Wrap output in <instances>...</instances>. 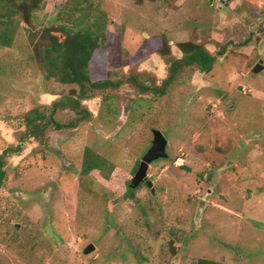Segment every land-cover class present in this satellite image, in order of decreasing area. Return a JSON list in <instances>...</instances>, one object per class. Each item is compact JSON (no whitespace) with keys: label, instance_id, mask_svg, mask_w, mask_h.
<instances>
[{"label":"rangeland","instance_id":"1","mask_svg":"<svg viewBox=\"0 0 264 264\" xmlns=\"http://www.w3.org/2000/svg\"><path fill=\"white\" fill-rule=\"evenodd\" d=\"M16 8L4 17L12 40L0 43V154L21 147L2 158L0 264H264V0ZM93 20L104 39L89 78L110 84L60 82L43 60L50 36L62 40L60 27ZM185 41L214 56L211 69L184 66L159 96L154 88ZM34 108L45 126L25 137ZM153 129L168 156L148 167L153 190L127 191ZM85 149L107 159L103 171L82 174ZM88 243L95 248L84 253Z\"/></svg>","mask_w":264,"mask_h":264},{"label":"trees","instance_id":"2","mask_svg":"<svg viewBox=\"0 0 264 264\" xmlns=\"http://www.w3.org/2000/svg\"><path fill=\"white\" fill-rule=\"evenodd\" d=\"M42 0H30L29 4L19 1L16 5L12 0H0V43L3 46H8L12 40L13 29L10 27L11 20H4V17L10 16L11 8L25 11L29 8H36ZM9 9V11H8ZM27 16L23 15V20ZM103 24L99 21H88L85 26L77 27L71 30L64 25L60 27L63 30L64 38L59 40L55 35L50 36V42L45 47L43 60L47 71L56 77L62 83H75L83 87L89 85L92 88H106L108 80L91 81L89 78L88 65L93 56L95 49L101 47V42L104 39L102 32ZM95 27V30L94 28ZM166 46V44H165ZM183 55L180 58L173 59L169 64L167 77L163 79L161 84L154 88L156 94L164 95L167 90L175 85L180 80V73L184 66L197 64L201 71L208 72L215 60L214 56L202 45L191 41L179 43ZM82 88L81 91H83ZM74 103L73 109L77 112H82L84 109H78L79 103L76 100H71ZM61 105V101H57L54 105ZM30 115L25 116L26 136L36 138L43 132V127L40 121L45 117L43 112L37 108L30 111ZM51 115V114H50ZM21 147L19 145L5 148L0 154V183L5 177L2 158L9 151L18 152ZM107 163V159L100 157L98 154L85 149L82 161V174H89L93 170L103 171ZM135 173V172H134ZM127 191H133V188L128 187ZM193 264H233L223 261L212 260L208 258H198Z\"/></svg>","mask_w":264,"mask_h":264},{"label":"water","instance_id":"3","mask_svg":"<svg viewBox=\"0 0 264 264\" xmlns=\"http://www.w3.org/2000/svg\"><path fill=\"white\" fill-rule=\"evenodd\" d=\"M262 69H263V65L260 60L251 69V72L257 73ZM152 134L153 137H152L151 145L148 147V149L146 150V152L143 154V156L139 161L137 169L130 180L129 183L130 188H135L139 184L143 183L146 187L151 188L153 190V182L147 176L148 167L153 160L158 158H167L168 156L166 152L167 140L164 137V135L161 133V131L157 129H153ZM94 248L95 246L92 243H88L84 247L83 252L89 253Z\"/></svg>","mask_w":264,"mask_h":264},{"label":"flooded vegetation","instance_id":"4","mask_svg":"<svg viewBox=\"0 0 264 264\" xmlns=\"http://www.w3.org/2000/svg\"><path fill=\"white\" fill-rule=\"evenodd\" d=\"M143 184V183H142Z\"/></svg>","mask_w":264,"mask_h":264}]
</instances>
